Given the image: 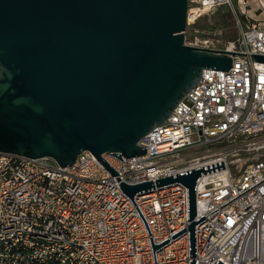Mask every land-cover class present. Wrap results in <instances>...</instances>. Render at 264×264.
<instances>
[{
    "label": "built area",
    "instance_id": "built-area-1",
    "mask_svg": "<svg viewBox=\"0 0 264 264\" xmlns=\"http://www.w3.org/2000/svg\"><path fill=\"white\" fill-rule=\"evenodd\" d=\"M197 17L232 0H190ZM190 5V4H189ZM222 47L230 69H205L197 86L138 144L145 155L90 151L62 167L52 157L0 152V264H191L187 187L155 186L134 196L122 182L156 181L217 162L196 183V264H264V20L237 16ZM156 185V182H154ZM170 242L155 251L151 245Z\"/></svg>",
    "mask_w": 264,
    "mask_h": 264
},
{
    "label": "water",
    "instance_id": "water-1",
    "mask_svg": "<svg viewBox=\"0 0 264 264\" xmlns=\"http://www.w3.org/2000/svg\"><path fill=\"white\" fill-rule=\"evenodd\" d=\"M189 0H0V152L52 157L62 167L90 151L141 156L138 142L163 124L205 69L228 70L224 49L185 41ZM254 59L264 61V55ZM225 169L217 162L120 188L135 195L173 183L187 187V220L196 264V183ZM154 261L160 244L150 239ZM216 264H223L220 260Z\"/></svg>",
    "mask_w": 264,
    "mask_h": 264
},
{
    "label": "rangeland",
    "instance_id": "rangeland-1",
    "mask_svg": "<svg viewBox=\"0 0 264 264\" xmlns=\"http://www.w3.org/2000/svg\"><path fill=\"white\" fill-rule=\"evenodd\" d=\"M259 0H232L231 5L219 6L216 10L205 14L195 23L187 24L185 41L196 47H222L225 42L237 37L239 29L237 16L246 22L259 19ZM190 7H194L190 3ZM247 9H251L248 14ZM244 12V13H243ZM252 15V16H251Z\"/></svg>",
    "mask_w": 264,
    "mask_h": 264
},
{
    "label": "crops",
    "instance_id": "crops-1",
    "mask_svg": "<svg viewBox=\"0 0 264 264\" xmlns=\"http://www.w3.org/2000/svg\"><path fill=\"white\" fill-rule=\"evenodd\" d=\"M260 2V6H259V10H260V13H259V15H258V18L259 19H254V20H264V0H259ZM247 12H248V14H250V12H251V9H247ZM244 13V12H243ZM252 16V15H251Z\"/></svg>",
    "mask_w": 264,
    "mask_h": 264
},
{
    "label": "bare ground",
    "instance_id": "bare-ground-1",
    "mask_svg": "<svg viewBox=\"0 0 264 264\" xmlns=\"http://www.w3.org/2000/svg\"><path fill=\"white\" fill-rule=\"evenodd\" d=\"M197 12H198V10L191 7V9L189 11V21H192L195 17H197V15H198Z\"/></svg>",
    "mask_w": 264,
    "mask_h": 264
},
{
    "label": "trees",
    "instance_id": "trees-1",
    "mask_svg": "<svg viewBox=\"0 0 264 264\" xmlns=\"http://www.w3.org/2000/svg\"><path fill=\"white\" fill-rule=\"evenodd\" d=\"M236 38V36H234L232 39H235Z\"/></svg>",
    "mask_w": 264,
    "mask_h": 264
}]
</instances>
